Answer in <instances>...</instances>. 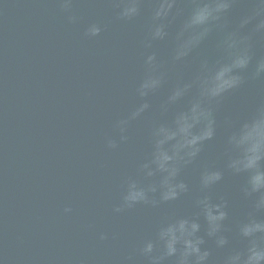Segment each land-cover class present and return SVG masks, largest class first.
I'll list each match as a JSON object with an SVG mask.
<instances>
[{
    "label": "water",
    "instance_id": "water-1",
    "mask_svg": "<svg viewBox=\"0 0 264 264\" xmlns=\"http://www.w3.org/2000/svg\"><path fill=\"white\" fill-rule=\"evenodd\" d=\"M154 2L141 0L140 15L121 19L122 0H72L68 10L60 0H0V264H147L139 252L143 240L162 221L197 211L192 200L203 165L223 168L226 121L238 124L264 103V76L245 73L244 83L216 110L215 137L181 173L190 192L173 202L114 212L126 181L139 178L149 156L152 125L170 119L172 110L162 114L159 108L168 89L177 78L190 77L199 58L216 56L214 34L187 63L171 61L167 40L145 49ZM253 2L236 0L231 20L248 13ZM177 7L187 12L189 0H177ZM69 15L76 20L69 22ZM91 23L101 26L95 37L85 33ZM251 44L254 60L264 56V34H254ZM151 51L167 82L143 98L149 109L129 122L121 141L115 124L141 102L135 90ZM109 138L115 148L107 146ZM245 179L225 171L209 192L213 202H226L224 223L231 229L224 248L205 235L202 247L213 262L243 247L235 224L253 211L254 200L241 191ZM199 222L204 235L202 216Z\"/></svg>",
    "mask_w": 264,
    "mask_h": 264
},
{
    "label": "clouds",
    "instance_id": "clouds-1",
    "mask_svg": "<svg viewBox=\"0 0 264 264\" xmlns=\"http://www.w3.org/2000/svg\"><path fill=\"white\" fill-rule=\"evenodd\" d=\"M235 2L189 0L187 12L177 7V0H155L152 5L145 49L152 48L153 42L167 40L171 61L187 63L214 34L216 56L199 58L193 74L177 78L168 89L159 108L162 114L171 109L170 119L152 125L149 156L139 166V178L126 181L122 201L114 212L137 204L156 206L173 202L189 193V184L180 178L181 173L196 161L205 142L215 137L218 128L215 113L221 101L244 83L245 73L251 78L264 76V56L254 60L251 44L254 34H264V0H254L250 11L233 22L230 10ZM60 7L70 9L72 0H60ZM119 7V18L132 19L140 15L141 0H122ZM177 17L181 18L179 23L174 31H169ZM68 20L74 22L76 17L69 15ZM100 32L97 23L89 24L85 30L90 37ZM143 64L144 75L135 90L141 102L115 124L121 141L127 139L123 133L129 122L149 109V102L143 98L156 93L167 82L155 51L148 52ZM226 122L227 159L223 168L203 165L198 174V191L192 200L197 211L191 216L175 215L162 221L154 236L143 240L139 252L147 264H264V217L255 215L264 212V103L238 124ZM107 146L115 148L116 141L109 138ZM225 171L245 175L241 191L245 197L254 196L253 211L235 224V234L243 247L230 248L218 262H213L209 249L202 247L205 235L214 238L217 248H224L229 243L224 233L231 230L224 223L228 218L226 202L222 198L213 202L209 195ZM64 211L69 213L71 208ZM201 216L204 235L199 234ZM104 238L101 233L100 239Z\"/></svg>",
    "mask_w": 264,
    "mask_h": 264
}]
</instances>
